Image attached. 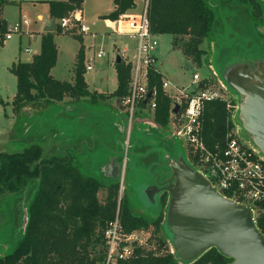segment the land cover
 Instances as JSON below:
<instances>
[{
  "label": "rangeland",
  "instance_id": "rangeland-1",
  "mask_svg": "<svg viewBox=\"0 0 264 264\" xmlns=\"http://www.w3.org/2000/svg\"><path fill=\"white\" fill-rule=\"evenodd\" d=\"M256 1L264 18V0ZM112 3V0H84L83 18L91 26V32L78 31L70 36L58 35L56 39L59 49L57 64L53 68L56 79L69 82L74 80L75 56L81 47L80 41L74 38L75 35L84 38L85 68L99 50L106 52L103 58L96 59L94 69L87 70L85 74L91 91L108 92H95L99 94L95 100L90 97L78 100L65 98L62 102L35 103V113L32 112L29 117L22 116V112L18 114L14 111L12 101L17 82L10 67L19 57L22 60L31 58L32 53H20L17 35L6 42L0 52V100H4L0 103V153L21 152L33 144H39L46 157H72L84 173L97 177L104 183L98 193L102 203L107 196L108 185L112 182L104 175L105 165L118 161L121 166L118 202L124 198L129 201L136 215L156 219L162 208V190L154 191L157 179L163 182L170 175L171 167L181 162V159L191 168L194 169V166L188 160L183 140L172 138L171 132L163 129L157 122L140 118L138 121L134 120L129 131L121 102L113 96L118 87L115 58L122 50L117 42L118 49L115 52L114 41H119V38L114 34L127 37L126 33L132 27L124 21L111 23L100 17L111 13ZM44 5H29L28 10L23 13V16L31 20L32 28L36 26V15L39 12L47 15ZM212 5L217 14L211 36L200 46L206 52L202 56V66H198L191 57L187 58L181 49L175 48L171 35H159V46L156 50L158 69L176 87H188L194 73H199L212 86L218 87L223 82L242 104L243 95L236 89V80L246 82V78L254 77L264 64V19H257L253 15V7L238 0H213ZM142 9L143 1H139L129 15L138 16ZM8 13L13 19L18 16L14 7ZM255 23L260 27L258 32L255 30ZM188 39V36L180 38L183 41ZM37 42L38 39L36 44ZM25 44L26 41L23 40L22 47ZM91 46L93 48L89 49ZM36 49L35 47L34 50ZM237 125L243 129L240 112ZM243 133L250 138L244 129ZM127 143L130 145L126 154ZM125 155L127 161L124 160ZM33 190L31 185L18 193L1 197L0 256L11 253L20 240L23 210L24 207L27 208ZM166 211L167 208L165 216ZM153 230L151 226L136 231L150 235L152 244L155 243L152 240L156 239L167 241L163 253L170 252L171 235L165 229L164 222L156 239Z\"/></svg>",
  "mask_w": 264,
  "mask_h": 264
},
{
  "label": "trees",
  "instance_id": "trees-1",
  "mask_svg": "<svg viewBox=\"0 0 264 264\" xmlns=\"http://www.w3.org/2000/svg\"><path fill=\"white\" fill-rule=\"evenodd\" d=\"M213 0H149L148 16L151 31L156 35H171L173 46L183 51L202 66L206 53L200 46L213 31L216 9ZM253 7V15L264 19L256 0H238ZM114 10L104 19L118 20L129 10L136 8L135 0H113ZM51 19L73 17L83 8L84 0L47 1ZM14 0H0V35L7 33V23L2 9L14 5ZM64 34L56 25L55 32L42 36L41 51L30 62L13 63L10 71L17 78V92L13 100L18 114L29 104L62 102L65 98L96 99L90 90L84 64L83 37L75 35L81 47L76 56L74 83L55 79L51 71L56 66L58 49L55 35ZM65 35H70L65 33ZM188 36L187 41L180 40ZM2 44L0 45V48ZM118 87L113 96L119 101L128 93L130 66L124 61L116 64ZM205 81V80H204ZM150 89L157 91L155 122L163 129L169 124L171 100L163 91V76L151 71ZM202 135L211 147L223 144L228 128L233 127L225 102H209L201 118ZM119 177L108 185L107 196L102 203L98 197L104 183L101 179L84 173L72 157L45 156L41 145L33 144L21 152L0 153V199L6 194L18 193L33 185L34 190L27 204L28 224L21 229V238L14 250L0 256V264H101L104 258V231L117 212L126 232L153 227L154 237L162 229L165 220L167 195L161 199V211L156 219H148L133 213L124 198L118 202ZM161 250L167 241L156 239ZM182 262V263H180ZM232 258L213 247L191 262L179 261L171 252L155 256L151 251L138 250V257L119 264H231Z\"/></svg>",
  "mask_w": 264,
  "mask_h": 264
},
{
  "label": "built area",
  "instance_id": "built-area-1",
  "mask_svg": "<svg viewBox=\"0 0 264 264\" xmlns=\"http://www.w3.org/2000/svg\"><path fill=\"white\" fill-rule=\"evenodd\" d=\"M149 0H143V9L138 16L124 14L118 20L131 24V30L126 36L134 41V54H129L128 48H122L119 54L122 61L130 66L128 93L121 99L123 114L129 126L140 118L155 122L157 108V91L150 89L151 71L159 72L156 54L159 46L158 35L151 31L148 16ZM82 10L78 9L73 17H64L56 21L64 33L76 34L91 32L90 26L83 18ZM30 20L23 18L11 25L4 36L0 35V45L15 35H22L23 26ZM29 51V49H26ZM106 55L104 50L97 52L86 65V71L94 69L96 59ZM201 84L203 86L201 87ZM163 91L171 100L169 124L167 130L172 138L183 140L188 160L211 187L222 197L246 207L252 221L264 237V155L257 146L246 137L243 129L237 125L240 101L232 95L225 83L218 87L210 85L194 73L188 87H176L163 79ZM225 102L230 113L233 127H229L223 144L217 143L211 147L202 135L201 118L204 108L209 102ZM179 106L178 112L174 108ZM128 143L126 145V154ZM124 160L126 161V155ZM151 236L140 231L126 232L120 221L119 212L104 231V258L101 264H119L138 257V250L151 251L160 256L165 248L157 249L156 241L151 243ZM170 252L174 254L173 249Z\"/></svg>",
  "mask_w": 264,
  "mask_h": 264
},
{
  "label": "water",
  "instance_id": "water-1",
  "mask_svg": "<svg viewBox=\"0 0 264 264\" xmlns=\"http://www.w3.org/2000/svg\"><path fill=\"white\" fill-rule=\"evenodd\" d=\"M55 30L53 19L45 32ZM115 63H122L120 55ZM246 79L243 83L236 80V89L243 95L239 109L243 129L264 155V64L254 77ZM178 110L177 105L174 112ZM180 161L172 166L178 183L176 189H168L171 200L164 220L177 258L191 262L215 247L233 259L231 264H264V237L254 225L250 211L219 195L197 171L183 159ZM119 169L120 165L116 166L111 177H120ZM27 224L28 211L24 207L23 232Z\"/></svg>",
  "mask_w": 264,
  "mask_h": 264
},
{
  "label": "crops",
  "instance_id": "crops-1",
  "mask_svg": "<svg viewBox=\"0 0 264 264\" xmlns=\"http://www.w3.org/2000/svg\"><path fill=\"white\" fill-rule=\"evenodd\" d=\"M47 1H52V0H14V2H16V4H14V5H7V6H4L3 7L2 14L1 15H2L3 19L6 21L8 27H10L11 25L15 24L16 22H19L23 18H28L26 16H23L24 15L23 13H25L28 10L27 8H29L28 7L29 5L37 6L38 4H45L44 6L47 8V15H44L43 13H40V12L36 15V19L37 20H36V26L34 28H32V26H31V20L28 18L30 20V24L23 26V33H22V35H19V36L17 35L18 36V40H19V51H20V53L22 51H24L25 53H28V54L29 53H32V57L31 58H28L26 60H22L21 57H19L18 61H14L13 63H16V62H19V61H21V62H30L33 59V56L34 55H37V54L40 53V51H41V40H42V36H43L44 33H46L45 32V28L48 27L51 24L52 20H53V19H51V16H50V7H49V4L47 3ZM55 1H67V0H55ZM139 1H143V0H135L136 7H137ZM112 2H113V0H112ZM12 7H14L16 9V11L18 12L17 13L18 16H17L16 19H13L9 15V13H8V11ZM114 8L115 7H114V2H113L112 3L111 10H110L111 13L113 12ZM134 10L135 9L129 10L126 14L129 15ZM82 12H83V16H84V14H85L84 6L82 8ZM104 15H107V14H104ZM104 15H102L100 17H105ZM107 20H108V22H111V23L114 22L113 20H110V19H107ZM240 23H241V25H243L242 20L240 21ZM245 28H247L246 25H245ZM258 28H260V27H258V24L255 23V30H256V32H258ZM90 29H92L91 26H90ZM61 35H65V34H61ZM57 36H58V34L55 35L54 39H55V43H56V46H57V49H58V44L56 42ZM68 36H70V35H68ZM114 36L117 37V38H119V41H117L116 39L114 41L115 42V44H114L115 45V52H116V49H118L117 48V42H118V44L120 45L119 46V49L120 48H128L129 49V54L132 56L134 54V47H135L134 41L130 40L128 37L118 36L116 34H114ZM13 37L10 40H12ZM124 38H127V39L124 40ZM36 39H38L37 44H36ZM23 40L26 41V44H25L24 47H22ZM83 41H84V38H83ZM6 42L4 44H2V47L0 48V52H1L2 49H4ZM35 47L37 48L36 50H34ZM92 48H93L92 46L89 47V49H92ZM26 49H29V51H26ZM58 52H59V49H58ZM76 56H75V60H76ZM116 56H117V54H116ZM160 73H161V71H160ZM51 74H52V76L54 78L56 77L53 74V69L51 71ZM161 75L163 76V79H165L166 81L169 82V80H167V78L165 77V74L161 73ZM74 79H75V77H74ZM57 80L69 82L68 80L60 79V78L57 79ZM16 82H17V78H16ZM70 83H74V80L71 79L70 80ZM92 91L97 92V93H102V94L108 93V92H99L98 90H92ZM16 92H17V85H16ZM16 92H15V95H16ZM15 95H14V97H15ZM13 100H14V98H13ZM3 102H4V100L1 99L0 100V103H3ZM34 105L35 104H29V105H27L23 109V111H22V116H28L29 117L32 112L35 113V111L33 110ZM120 130L123 132V127H121Z\"/></svg>",
  "mask_w": 264,
  "mask_h": 264
},
{
  "label": "flooded vegetation",
  "instance_id": "flooded-vegetation-1",
  "mask_svg": "<svg viewBox=\"0 0 264 264\" xmlns=\"http://www.w3.org/2000/svg\"><path fill=\"white\" fill-rule=\"evenodd\" d=\"M130 143H128V147H129ZM127 161V160H126ZM118 161H113L111 163H108L107 165H105V168H104V175L107 176L109 179H113V177H111V175L114 173V168L116 166H119V162L117 163ZM121 170V166H120V169H119V172ZM107 172H110V173H107ZM121 173V172H120ZM171 180V182H170ZM157 185L154 186V191H161L160 192V198L163 196V195H169V201L171 200V195H170V192H169V188L171 187L172 189H176L177 187V183H178V179H176V176H174V170L172 169L171 167V172H170V175L168 177H166V179L163 180V182H160V179L158 178L157 179ZM171 183V184H170ZM152 189V187L150 188ZM150 189L148 191H150ZM169 204V202H168ZM168 206V205H167ZM166 206V208H167Z\"/></svg>",
  "mask_w": 264,
  "mask_h": 264
}]
</instances>
